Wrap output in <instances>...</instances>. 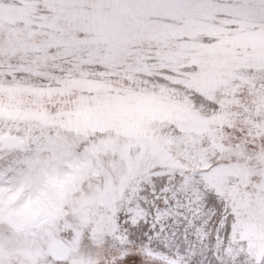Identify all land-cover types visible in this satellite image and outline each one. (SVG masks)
<instances>
[{
  "label": "snow or ice",
  "instance_id": "1",
  "mask_svg": "<svg viewBox=\"0 0 264 264\" xmlns=\"http://www.w3.org/2000/svg\"><path fill=\"white\" fill-rule=\"evenodd\" d=\"M0 264H264V0H0Z\"/></svg>",
  "mask_w": 264,
  "mask_h": 264
}]
</instances>
